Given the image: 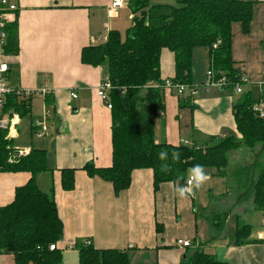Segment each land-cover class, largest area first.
<instances>
[{"label": "crops", "instance_id": "obj_1", "mask_svg": "<svg viewBox=\"0 0 264 264\" xmlns=\"http://www.w3.org/2000/svg\"><path fill=\"white\" fill-rule=\"evenodd\" d=\"M11 1L18 7L9 23L17 20L19 52L16 56H5L9 65L7 81L12 88L31 93L21 95L22 99L31 98V113L23 118L4 115L14 119L15 125L7 136L16 149L47 153L50 172L41 174L38 184L45 192L54 188L64 227L62 240L57 244L63 254L62 264H79V251L75 248L78 241L90 242L99 250L126 252L130 264H179L186 258L187 250L206 251L207 247L224 264H264V239L259 238V235L264 237V218L259 229L251 232V243L247 245L236 246L234 240H219L206 246L198 238L196 217L200 209L193 198L194 190L181 199L175 185L164 183L155 192L152 170L142 169L133 173L130 188L116 197L110 183L90 178L82 170L88 163L96 167L111 166L112 119L111 110L96 94L107 77L105 68L84 65L81 53L85 47L103 43L110 31L123 33L125 24L127 28L131 26L134 15L129 0H124L126 6L119 10H111V0ZM167 1L153 0L175 6L174 0ZM245 1L254 2L250 32L245 34L239 23L232 25V58L235 70L247 79L242 89L247 86V93L251 92L254 100L264 102V0ZM191 61L192 84L204 88L210 70L209 48H194ZM174 74V54L164 50L162 80H169ZM40 89L47 90L46 95L53 100L51 106H47L46 95L35 93ZM204 89L203 94L189 95L190 103L183 108H180L181 99L173 97L172 90H165L166 111L161 113L164 132L157 137L155 126L156 142L182 143V109L192 108L196 103L206 108L222 105L217 106L214 116L223 117L211 120L197 112V129L193 126L186 137L196 131L214 136L224 125L235 129L232 106L233 96L238 94L232 92L229 97L218 98ZM254 91L260 93L259 98L254 97ZM72 93L77 94L76 99L71 97ZM45 112L49 114L48 135L34 136L33 126L42 120ZM62 169H76L75 188L70 192L62 189ZM206 170L220 177L215 169ZM29 179L28 173L1 172L0 207L11 204L16 189ZM157 225L162 226V231H157ZM224 228L215 229L219 236ZM177 240L191 241L192 247L178 248ZM0 264H15L13 256L0 254Z\"/></svg>", "mask_w": 264, "mask_h": 264}, {"label": "trees", "instance_id": "obj_2", "mask_svg": "<svg viewBox=\"0 0 264 264\" xmlns=\"http://www.w3.org/2000/svg\"><path fill=\"white\" fill-rule=\"evenodd\" d=\"M177 6L150 5L149 0H129L134 15L124 36L112 30L106 41L85 47L81 62L94 68L104 67L106 79L112 85L111 103L112 163L109 167H96L88 163L83 167L90 178H100L110 183L118 197L132 184L137 170L153 172L154 191L164 183L187 188L189 170L193 165L215 169L220 176L228 167V153L241 147L254 149L259 146L263 165H250L236 173V186L253 194V203L264 218V117L252 110L260 101L251 92L232 106L237 133L224 132L209 136L203 141L187 145L156 142L155 116L165 113L166 80L161 77V56L164 50L174 54L175 74L169 79L174 85L192 84V50L207 47L210 51V70L215 81L225 77V91L234 93L243 75L234 68L232 58V25L239 23L243 32H250L253 18V1L245 0H177ZM5 56L19 52L17 20L6 25ZM104 79V80H106ZM103 80V81H104ZM185 91V92H186ZM243 95V94H242ZM191 96V95H190ZM16 93L6 97L3 115L13 114L23 118L31 113V98L22 99ZM47 106L53 100L46 95ZM190 103V97L180 100V108ZM33 134L37 128L33 126ZM8 131L0 130V173L24 172L29 181L16 189L11 204L0 207V254L11 255L15 264H62V251L57 244L63 237V223L58 215L54 188L43 191L38 184L41 174L50 172L47 153L30 150L25 156L7 138ZM167 151V160L158 159V153ZM178 152L180 159L172 160L171 153ZM167 165V170L164 166ZM244 172V173H243ZM76 169H62L61 186L66 192L75 188ZM228 213L216 214L211 224L217 230L225 226ZM234 245L249 243L252 225L244 224L237 217ZM157 225V231H162ZM56 246L51 250L50 246ZM79 264H130L126 252L99 250L90 242L78 241ZM186 258L179 264H224L203 250H187Z\"/></svg>", "mask_w": 264, "mask_h": 264}, {"label": "rangeland", "instance_id": "obj_3", "mask_svg": "<svg viewBox=\"0 0 264 264\" xmlns=\"http://www.w3.org/2000/svg\"><path fill=\"white\" fill-rule=\"evenodd\" d=\"M158 1V0H155ZM164 2H168L167 0H163ZM175 6H177V0H174ZM172 2V1H169ZM150 5H164L161 3H154L153 0H149ZM166 5V4H165ZM126 30L127 24H125ZM126 30L123 31L122 36L125 35ZM205 88V87H204ZM204 88L196 87L195 90L197 94L201 91L204 92ZM247 86L243 88V95H234L233 103L235 104L238 101H241L244 97V94L247 93ZM207 94H213L214 97L222 98L225 96H230L232 94L231 91L219 92L217 89H212L206 91ZM201 94H203L201 92ZM254 97L259 98L260 93L258 91H254ZM172 96L176 98H185L189 96V92L186 91L183 95H179L176 90H172ZM219 108L222 105L217 104ZM216 108L205 107V105L196 103L192 108L186 107L182 109L184 111L181 112L182 122H181V133H182V143H186L187 145L193 144V141L200 140V138H206L212 135H206L204 133H198L197 131L194 135H190L186 137V132L190 130L193 126L197 129V112H199L203 116H208L211 120L220 119L222 120L223 116H214V111ZM181 110V109H180ZM163 116L161 113H157L155 116V126L157 128V137L160 136V133L164 132L163 130ZM54 123V121H53ZM236 125V124H235ZM237 128H231L230 126L224 125L218 134L214 136H219L224 132L229 133H237ZM198 142V141H196ZM229 164L228 167L224 170L223 176H216L211 173L210 170L204 169V172L207 176L206 181L198 188L195 189L194 201L197 207L200 209V213L197 215V232L198 238L202 243L206 244V246H212L216 244L219 240H227V241H235V219L239 217L241 222L244 224L252 225L253 233L258 230L259 225L263 220V213L256 211L255 205L253 203V194L246 195V189L243 188V185L240 187L236 186V173L248 167L250 165L258 164L261 167L263 164L262 158L259 155V146L254 149H249L246 147H241L237 150L228 153ZM216 171L217 175L218 172ZM244 173V172H243ZM216 176V177H215ZM188 191L190 189L186 188ZM193 191V189H191ZM192 194V193H191ZM241 199V203H238V200ZM207 209V210H206ZM228 213V217L226 219L225 228L223 231V235L219 236L215 230L211 226V221L215 219L216 214ZM231 214V215H230ZM230 215V216H229ZM210 218V219H208ZM193 249V248H192ZM207 252L212 253L213 251L207 247Z\"/></svg>", "mask_w": 264, "mask_h": 264}, {"label": "built area", "instance_id": "obj_4", "mask_svg": "<svg viewBox=\"0 0 264 264\" xmlns=\"http://www.w3.org/2000/svg\"><path fill=\"white\" fill-rule=\"evenodd\" d=\"M126 6V3L124 0H111L110 3V8L111 10H119L123 7ZM18 10L17 4L12 2L11 0H0V130H7L8 133L10 129L15 126L14 125V119H8L6 116L3 115V109L5 106V100L6 97L10 94H18V95H25L29 96L31 93L29 92H23L18 89L12 88L8 81H7V74L9 71V65L5 61V52H4V46L6 43V25L12 20V15ZM106 41V40H105ZM241 82L246 84L247 79L245 77L241 78ZM227 85V80L225 77L221 78L218 81H215L213 78V72L209 70L207 72V81L204 85V87L207 90H212V89H217L219 92H224V88ZM241 84H237V86L234 89L235 94H242L243 89H242ZM163 88L165 90H176L179 95H183L185 91L187 90V87L184 85H174L171 83V81L166 80ZM112 89V85L108 79L102 81L101 85L99 86L97 90V97L106 103L108 109L111 110V103H110V98H109V92ZM36 94H40L45 96L48 92L46 89H40L39 91L35 92ZM197 94V91L195 89L190 90V95L195 96ZM71 97L73 99L77 98L76 93H72ZM252 110L254 113H256L259 117L263 118L264 117V102L261 101L260 103H257L253 106ZM48 117L49 114L47 112L44 113L42 120L37 123V132L36 136L41 137V136H47L48 135ZM8 138V136H7ZM186 144V143H184ZM19 155L20 156H25L28 152L25 150L19 149ZM187 188L192 189V180L190 179V176H188L187 182H186ZM259 238L264 239L263 236L259 235ZM176 246L181 249H186L192 247L191 241H186V240H177L176 241ZM51 250H55L56 246L51 245L50 246Z\"/></svg>", "mask_w": 264, "mask_h": 264}, {"label": "clouds", "instance_id": "obj_5", "mask_svg": "<svg viewBox=\"0 0 264 264\" xmlns=\"http://www.w3.org/2000/svg\"><path fill=\"white\" fill-rule=\"evenodd\" d=\"M169 158V153L167 151H161L158 153V159L164 161ZM171 159L172 160H178L180 159V155L178 152H172L171 153ZM164 170H167V165L164 166ZM189 176L192 180V189H198L207 179V176L204 172V169L201 165H193L192 168L189 170ZM176 194L181 198H185L188 194V190L184 187H177L175 189Z\"/></svg>", "mask_w": 264, "mask_h": 264}]
</instances>
